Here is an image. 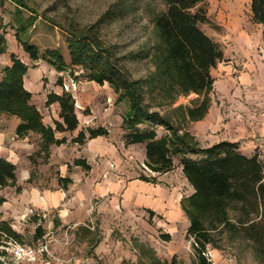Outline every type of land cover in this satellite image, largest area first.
I'll use <instances>...</instances> for the list:
<instances>
[{"label": "rangeland", "instance_id": "374dc122", "mask_svg": "<svg viewBox=\"0 0 264 264\" xmlns=\"http://www.w3.org/2000/svg\"><path fill=\"white\" fill-rule=\"evenodd\" d=\"M27 1L37 13L26 37L42 51L59 48L69 61L67 28L90 29L114 47L133 77H144L153 70L151 60L142 54L154 43L153 18L165 9L162 0ZM205 4L210 21L200 27L224 51V59L212 69L211 115L188 125L175 117V124L187 125L202 146L229 135L247 143L246 149L258 151L264 159V24L254 20L251 0H205ZM15 8L12 0H0L1 31L8 45L7 52L0 54V70L13 52L36 66L17 39L12 20ZM131 52L135 58L128 56ZM38 62L30 76L31 85L57 86L61 72L45 60ZM63 74L65 86L56 88L73 93L83 128L92 127V115L103 117L111 136L96 146L90 145L92 138L79 144L73 141L77 134L67 133L66 141L54 146L48 161L36 152L37 135L23 145L4 147L17 164L22 190L0 188V199H4L0 218L10 220L24 234L25 243L43 240L49 244L51 253H43L40 264H195L193 238L188 234L190 220L182 207V199L193 187L181 168V156L175 155L176 166L170 172L152 171L142 144L127 145L119 139L121 115L128 102L119 100L108 83L89 80L79 67ZM197 96L180 95L169 111L173 113V107L189 104ZM43 110L47 115L49 110ZM158 131L159 135L167 132L163 126ZM97 148L100 155L95 157ZM85 153L94 170L76 164L78 158L89 161ZM142 175L156 176L158 182L146 181ZM60 177L73 179L67 190L61 187ZM160 204L169 210L179 205L185 218L170 220ZM38 225L43 227V236L35 240ZM164 233H170L171 239L166 240ZM206 253L211 264H264V249L258 251L237 234L217 233ZM3 258L11 261L9 254Z\"/></svg>", "mask_w": 264, "mask_h": 264}, {"label": "trees", "instance_id": "16d2710c", "mask_svg": "<svg viewBox=\"0 0 264 264\" xmlns=\"http://www.w3.org/2000/svg\"><path fill=\"white\" fill-rule=\"evenodd\" d=\"M12 1L16 4L12 13L16 36L31 61L45 60L59 72L79 67L89 80L112 86L118 99L128 102L122 115L124 143L143 144L146 164L152 171L163 174L173 170L175 155L181 156L183 172L194 188L182 199V207L190 220L188 234L193 238L195 264H211L206 251L217 233L240 235L258 251L264 249V159L258 151L243 152L239 141L224 139L202 146L187 126L208 114L215 82L212 69L224 59L220 43L200 27V23L210 21L205 0H162L165 9L157 11L153 18L154 43L142 54L151 60L153 70L136 78L121 62L114 47L105 44L90 29L67 28L69 61L59 48L42 51L26 37L35 25L36 9L27 0ZM251 8L254 20L264 24V0H251ZM1 26L0 54H3L8 45ZM128 56L135 58L136 54L131 52ZM11 61L0 70V113L20 118L16 127L19 138L32 133L40 137L36 152L48 161L52 145L66 141V137H57L56 133L79 128L76 98L68 89L49 91L46 105L58 102L60 118L54 120V125L46 123L41 109L32 100V91L25 86L30 65L14 52ZM56 84L65 86L62 75ZM192 93L198 96L191 103H181L173 107V113L169 111L180 95ZM175 117L187 125H176ZM160 126L167 132L159 135ZM99 135L108 136L109 129L102 125L88 127L80 130L73 141L84 144L88 137ZM76 164L85 170L92 168L85 158L76 159ZM141 178L158 182L156 176ZM72 181L71 177H60L65 190ZM8 186L22 190L17 164L0 155V188ZM3 201L0 199V203ZM34 218L38 219L36 215ZM42 236L43 227L38 225L34 238ZM162 236L171 239L170 233ZM23 239L24 234L10 220L0 219V264H7L3 255L9 254L8 242L25 243Z\"/></svg>", "mask_w": 264, "mask_h": 264}, {"label": "crops", "instance_id": "0c3cea01", "mask_svg": "<svg viewBox=\"0 0 264 264\" xmlns=\"http://www.w3.org/2000/svg\"><path fill=\"white\" fill-rule=\"evenodd\" d=\"M6 53V52H5ZM23 61H25L26 63L27 60L26 58L23 56V55H18ZM29 58V57H28ZM12 61L9 60L7 61V64H11ZM39 63L38 61L35 62L36 66L35 67H31L29 68L26 76H25V86L30 90L32 91L33 93V102L36 103L38 105V107L41 109L43 115H44V121L48 124H52L54 125V120L55 119H58L60 118V105L58 102L56 103H53L49 106L46 105V100H47V93L51 90H55L57 92H61L60 90H58L56 87L58 86H61V85H58L57 86H50V87H45L43 83H41V85L39 87H36L35 85H31L30 83V76L31 74H33V70L35 69H38L39 67ZM6 64V65H7ZM29 64V63H28ZM38 65V66H37ZM5 66V65H4ZM62 76H65L63 74V72H61ZM41 75V74H40ZM36 97H40V101L37 100ZM46 108L48 111V114L45 115L44 113V110L43 108ZM50 109H52V113L50 111ZM77 110V109H76ZM77 114H78V118H79V121H80V125H79V128L75 131H65V132H57L56 133V136L57 137H65L67 133H71V134H77L79 133L80 130L84 129L81 122H82V117L81 115L79 114V111L77 110ZM211 115V108H210V111L208 112V114L206 115V117L202 120H208V118H210L209 116ZM91 116V115H90ZM49 118V119H48ZM92 118H94L92 124H90L92 127H97V126H105L109 129L110 131V134L108 136H105V135H99L97 137H94L92 138L89 142H90V145H96L98 143H101V141H104L106 140L108 137L111 136V130H110V126L108 125V122L105 120V118L103 117H99L98 119H96V117H94L92 115ZM202 120H199L200 122ZM122 121H123V118H122V115H121V120H120V133H119V139L121 142L124 143V140H123V133H124V130L122 128ZM20 122V118L17 117L16 115H9V114H6V113H0V155H3L5 157H7L8 159L12 160L13 162H15V160L13 159L12 155L8 152H6L4 150V147H8L9 144H18V145H23L24 141L29 138L31 135H35V134H30L24 138H19L16 134V127L18 125V123ZM211 123H213L212 121H210ZM11 134H13L11 136ZM195 134L198 135V132H196ZM106 138V139H105ZM232 140V141H239L240 142V149L243 151V152H246L248 154H251L252 151L246 149V144L245 142L241 141L239 138H235V137H232V136H229V135H226V136H222V138H218L217 140H214L211 144L215 143V142H218L220 140ZM37 149H38V142L40 141V137L37 138ZM197 140H201V139H197ZM208 140V138L206 139ZM10 141V142H9ZM12 142V143H11ZM125 144V143H124ZM209 144V145H211ZM36 145V144H35ZM129 145H141V144H129ZM143 145V144H142ZM54 146H57V145H52L51 147V155H50V158L49 160L51 159V156L53 154V148ZM144 146V145H143ZM36 147V146H35ZM145 147V146H144ZM145 149V148H144ZM99 150H101L100 148H97V151L95 152V157L96 156H99L100 153ZM145 154H146V151H145ZM85 157H88L89 161L88 163L91 164L92 168L91 170H94L95 167H93L92 165V161L90 159V157L85 153ZM16 163V162H15ZM181 168L183 169L182 165H181ZM170 172V171H169ZM167 173V172H166ZM154 187H156L154 184H153ZM129 187V186H128ZM193 187V186H192ZM6 188V187H5ZM193 191H194V188H193ZM161 208L163 211H165V214H167L168 218L171 220H181L182 218H185V213L184 211L182 210V208L179 206V205H175L171 210H169L166 206H164L163 204H160ZM161 210V211H162ZM162 211V212H163ZM0 219H6V218H0ZM190 224V223H189Z\"/></svg>", "mask_w": 264, "mask_h": 264}, {"label": "built area", "instance_id": "2783aa9c", "mask_svg": "<svg viewBox=\"0 0 264 264\" xmlns=\"http://www.w3.org/2000/svg\"><path fill=\"white\" fill-rule=\"evenodd\" d=\"M11 261L7 264H40L43 253H51L49 244L43 240H39L36 244L20 243L17 241H9L7 245Z\"/></svg>", "mask_w": 264, "mask_h": 264}]
</instances>
